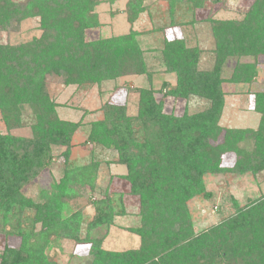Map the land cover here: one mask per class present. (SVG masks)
Wrapping results in <instances>:
<instances>
[{
    "label": "trees",
    "instance_id": "16d2710c",
    "mask_svg": "<svg viewBox=\"0 0 264 264\" xmlns=\"http://www.w3.org/2000/svg\"><path fill=\"white\" fill-rule=\"evenodd\" d=\"M205 1L210 0H167L168 11H185L193 18ZM98 4L99 0H0V31L30 18L38 19L41 30L31 42L0 44L2 119L11 128L23 103L34 116V139L0 135V234L20 240L17 248H6L3 264H56L45 255L54 241L63 237L81 241L77 238L83 225L81 211L64 217L67 200L76 201L83 192L96 189L100 164L92 161L65 168L61 186H54L51 193L40 190L35 200L21 192L42 167L40 153L63 146L67 158L81 125L58 117L57 104L46 90L47 76L58 75L63 85L85 92L126 76L151 78L135 31L86 40V31L99 25L94 13ZM125 12L129 25L134 24L143 12L140 0H128ZM210 28L212 70L199 69V51L186 47L183 40L165 42L161 53L164 72L176 79L166 95L203 100L206 109L168 115L154 101L151 89H141L135 114L126 106L106 103L100 108L102 118L90 123L86 142L116 154L110 163L124 167L120 176L128 182L130 195L138 198L140 224L130 232L140 243L136 249L110 252L100 248L101 239H85L94 243L89 264H264V195L200 233L194 232L187 208L193 198L210 197L203 184L206 175L264 173V92L255 96L259 114L255 130L219 124L225 106L223 84H251L257 58L264 56V0H254L242 19L211 20ZM231 57L254 61L237 64L225 80L222 69ZM246 141L253 143L249 151L242 148ZM226 155L235 156L232 167L222 166ZM103 194L94 203V219L85 222L88 231L112 225L116 212ZM121 214L123 210L117 215Z\"/></svg>",
    "mask_w": 264,
    "mask_h": 264
},
{
    "label": "rangeland",
    "instance_id": "374dc122",
    "mask_svg": "<svg viewBox=\"0 0 264 264\" xmlns=\"http://www.w3.org/2000/svg\"><path fill=\"white\" fill-rule=\"evenodd\" d=\"M22 1L24 0H15L19 3ZM127 1L99 0L94 9L99 25L87 30L85 37L88 41H94L135 31L137 44L143 52L147 71L151 75L150 79L144 75L126 76L115 81H104L101 85L95 84L85 92L73 86L63 85L58 75H49L46 78V90L49 98L57 104L55 110L58 117L69 122H81V125L72 136L67 158L66 148L63 146H50L49 153H40L43 158L42 167L36 176L21 188V192L27 198L35 200L40 190L51 193L54 186H61L65 168H77L92 161L100 164L96 189L83 192L76 201L67 200L64 206V217L78 213L79 209L81 211L83 225L77 235L81 241H75L73 237L54 241L50 248L45 250V255L56 264H89L94 243L85 242V239H101L100 248L110 252L136 249L140 243V238L130 232V229L140 224L139 205L138 198L130 195L128 182L120 176L125 173L124 167L110 163L116 159L114 152L86 142L90 123L102 118L101 106L106 103L126 106L133 115L136 113L139 91L151 89L154 101L156 104H162L165 114L180 116L206 109L207 103L203 100L193 97L187 100L175 99L166 95L165 92L175 84L176 79L175 75L164 72L161 60L164 44L172 40H183L186 47L199 51V69L210 71L213 68L211 50L214 47L210 21L240 20L254 0L205 1L202 8L195 11L193 18L189 17L188 12L181 10L171 14L167 0H140L143 12L138 14L132 25H129L126 19ZM191 20L193 23H190ZM40 35L38 19L30 18L8 31H0V44H24L39 38ZM253 61L250 57L228 58L223 66L221 78L227 80L237 64ZM256 62V77L251 84H223L225 106L219 121L221 127L250 130L257 128L259 114L255 111V96L264 92V56L258 57ZM20 106L17 119L14 114L11 128L5 125L0 110V135L30 141L34 139L32 108L26 103ZM252 145L251 141H246L242 148L249 151ZM34 150L39 155L37 149ZM234 161V155H226L222 166L232 167ZM203 184L210 197H196L187 203L195 233L217 225L235 213L236 207L245 206L264 195V173L256 176L206 175L203 177ZM103 192L110 197L116 215L113 216L112 225L109 227L102 225L88 231L85 222L94 219V203L104 198ZM68 208L70 213H67ZM121 210L124 214L117 215ZM36 230H39L38 225ZM19 241L16 237L6 238L0 234V264L5 261L6 248H17Z\"/></svg>",
    "mask_w": 264,
    "mask_h": 264
}]
</instances>
